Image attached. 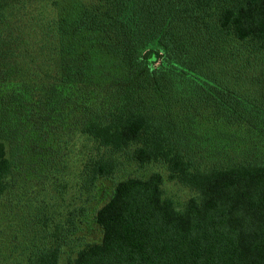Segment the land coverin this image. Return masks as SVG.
I'll list each match as a JSON object with an SVG mask.
<instances>
[{"label": "trees", "instance_id": "trees-1", "mask_svg": "<svg viewBox=\"0 0 264 264\" xmlns=\"http://www.w3.org/2000/svg\"><path fill=\"white\" fill-rule=\"evenodd\" d=\"M70 1L0 0V211L84 142L11 264H264V0Z\"/></svg>", "mask_w": 264, "mask_h": 264}, {"label": "rangeland", "instance_id": "rangeland-1", "mask_svg": "<svg viewBox=\"0 0 264 264\" xmlns=\"http://www.w3.org/2000/svg\"><path fill=\"white\" fill-rule=\"evenodd\" d=\"M83 144V138L70 131L60 144L62 148L53 162L55 167H50L51 171L45 173V177H39L32 182L24 180L23 183L18 184L12 191L15 195H10L9 199L3 202L0 211V264L17 261L23 263V250L35 249L33 245L37 243L33 242L39 238L35 236L40 228L39 220L47 213H51L52 208H56V211L61 210L60 215L63 217L60 220H65L69 211L77 210L83 204L77 197L75 187L76 182L79 181L80 153ZM150 170L164 172L162 167H151L147 171ZM112 182L113 180L107 179L102 184V188L109 191ZM165 191L167 196L179 203L192 196L188 189L173 183H167ZM102 195L104 196L100 200H106V193ZM83 230L79 234L82 240L90 241L97 238L94 227L87 225ZM68 252L69 247H65L60 264H68ZM5 258L7 259L4 260Z\"/></svg>", "mask_w": 264, "mask_h": 264}]
</instances>
